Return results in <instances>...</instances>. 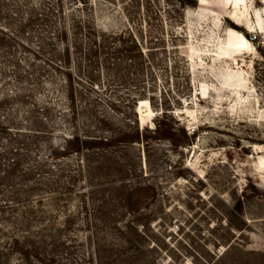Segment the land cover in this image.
I'll return each instance as SVG.
<instances>
[{"label":"rangeland","instance_id":"rangeland-1","mask_svg":"<svg viewBox=\"0 0 264 264\" xmlns=\"http://www.w3.org/2000/svg\"><path fill=\"white\" fill-rule=\"evenodd\" d=\"M238 3L0 0V264H264V0Z\"/></svg>","mask_w":264,"mask_h":264},{"label":"bare ground","instance_id":"bare-ground-1","mask_svg":"<svg viewBox=\"0 0 264 264\" xmlns=\"http://www.w3.org/2000/svg\"><path fill=\"white\" fill-rule=\"evenodd\" d=\"M242 0H234L235 3H238ZM240 4V3H238ZM242 42L246 43V41L242 38L241 39ZM146 107V108H144ZM137 113H139L140 116H145L147 114H150L151 113V110H150V107L148 105V101L147 100H142V101H139V105H137Z\"/></svg>","mask_w":264,"mask_h":264},{"label":"trees","instance_id":"trees-1","mask_svg":"<svg viewBox=\"0 0 264 264\" xmlns=\"http://www.w3.org/2000/svg\"><path fill=\"white\" fill-rule=\"evenodd\" d=\"M245 37V36H244ZM246 38V37H245ZM247 39V38H246ZM248 40V39H247ZM71 140H74V139H76V141H80L79 140V138L78 137H74V136H72L71 138H70ZM84 140V139H83ZM80 143L83 145L85 142L84 141H80ZM83 149V147L81 146V145H79V147L77 148V150H75V152H79V151H81ZM16 244H18V242L16 241Z\"/></svg>","mask_w":264,"mask_h":264}]
</instances>
